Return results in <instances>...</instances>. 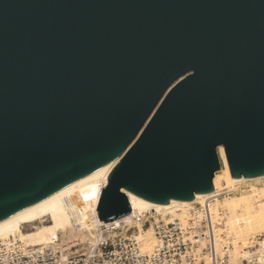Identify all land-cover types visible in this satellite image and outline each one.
<instances>
[{"label":"water","instance_id":"water-1","mask_svg":"<svg viewBox=\"0 0 264 264\" xmlns=\"http://www.w3.org/2000/svg\"><path fill=\"white\" fill-rule=\"evenodd\" d=\"M264 177V0H0V226L107 172L112 222Z\"/></svg>","mask_w":264,"mask_h":264},{"label":"built area","instance_id":"built-area-1","mask_svg":"<svg viewBox=\"0 0 264 264\" xmlns=\"http://www.w3.org/2000/svg\"><path fill=\"white\" fill-rule=\"evenodd\" d=\"M234 192L217 193L203 204L192 205L184 215L147 214L137 222L132 211L112 222L100 221L98 205L87 218L80 210L82 204L67 199L73 237L59 233L40 246L17 238L0 241V264H264L261 247L248 259L233 262L231 245L220 241L223 236L217 230L222 221L211 206ZM129 218L134 221L128 222ZM148 229L156 239L150 252L143 251L138 240Z\"/></svg>","mask_w":264,"mask_h":264},{"label":"bare ground","instance_id":"bare-ground-1","mask_svg":"<svg viewBox=\"0 0 264 264\" xmlns=\"http://www.w3.org/2000/svg\"><path fill=\"white\" fill-rule=\"evenodd\" d=\"M218 156L223 167L215 174L213 179L214 191L209 194L196 195L192 201H171L169 205L150 204L135 197L127 195L135 221L147 214L174 216L184 215L196 203L203 204L207 199L218 194L235 190L237 187L251 189L239 196L217 200L211 210L217 220H221L222 228L218 227V234L222 244L231 245V258L233 262L246 260L251 255V240L256 236L264 235V187L255 184L264 181V177L234 179L228 166L224 149H218ZM110 174L105 172L90 181L75 186L66 192L52 198L39 208L13 218L0 226V241L17 238L31 246L46 244L50 237L59 233L71 232L72 220L67 209V199L75 200L82 204L84 216L91 218V210L97 207L103 188L108 183ZM222 217L219 219V217ZM133 222V219H128ZM118 222V221H116ZM40 224L41 227L34 232H24L26 227ZM72 233V232H71ZM68 234V233H67ZM68 238V237H67ZM143 251H152L156 239L152 229L141 232L138 237ZM262 258L264 260V240L260 243Z\"/></svg>","mask_w":264,"mask_h":264},{"label":"rangeland","instance_id":"rangeland-1","mask_svg":"<svg viewBox=\"0 0 264 264\" xmlns=\"http://www.w3.org/2000/svg\"><path fill=\"white\" fill-rule=\"evenodd\" d=\"M257 187H264V181L263 182H260L258 184H255ZM251 188L249 186L247 187H237V189H235V192L230 195V196H225L224 198H222L221 200H224L226 198H230V197H234V196H239L241 195L242 193L250 190ZM39 227H41L40 224H36L34 226H31V227H26L24 229V232H34L36 231L37 229H39ZM219 228H222V225L219 227ZM68 233V234H67ZM65 234H63L64 237H68V238H71L73 237V234L71 232H67ZM80 240H85V239H80ZM264 240V235L263 236H256L254 239L251 240V253L252 252H255L256 250H260V243ZM255 247V248H254Z\"/></svg>","mask_w":264,"mask_h":264}]
</instances>
